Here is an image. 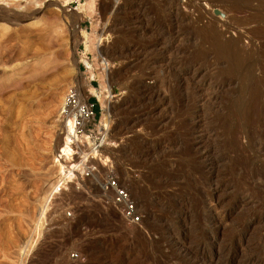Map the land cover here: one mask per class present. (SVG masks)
<instances>
[{
  "label": "rangeland",
  "instance_id": "374dc122",
  "mask_svg": "<svg viewBox=\"0 0 264 264\" xmlns=\"http://www.w3.org/2000/svg\"><path fill=\"white\" fill-rule=\"evenodd\" d=\"M61 5L0 0V264H264V36L241 22L264 0ZM207 33L243 35L242 64ZM70 86L99 106L71 159L56 145Z\"/></svg>",
  "mask_w": 264,
  "mask_h": 264
},
{
  "label": "bare ground",
  "instance_id": "6f19581e",
  "mask_svg": "<svg viewBox=\"0 0 264 264\" xmlns=\"http://www.w3.org/2000/svg\"><path fill=\"white\" fill-rule=\"evenodd\" d=\"M69 1L70 0H61L62 5L60 7L67 6L69 4ZM235 6H237V5H234L233 7H235ZM238 7L235 8V9H238ZM231 9H232V7L230 8V10ZM233 11L234 10H232V12ZM236 12H238V10ZM263 12H264V10H263ZM256 13L254 12V14L248 15L246 18H244V17L241 18L242 19L241 22H243L242 24H247L249 26L252 23H255L254 24L255 27H253L254 29L253 28H250V29H252V31L248 29L249 32H253L258 37L259 36H262L263 37L264 36V13H259V12H258V14H256ZM232 19H234V18H232ZM239 20H240V17H239ZM211 28H212V26H211ZM214 29L212 28V30L209 31V32H211V34H212L213 33L212 31ZM207 34H209V36H210L209 38H211L212 35H210V33H207ZM217 35L218 34H216V36ZM213 36H212V38H213ZM242 36L243 35H240L237 39L231 40V41L230 40L229 41H224V40H222V38H219V37H216L215 39L213 38L214 41H215L214 44L216 43L215 46L218 47V51H219V49L221 50L220 53L222 52L223 54H230V56H232V60L231 61H232V65L235 66V68H237V65L240 66V64H242V61L244 60V53L243 52H244L245 49L243 50V47H242V49H241V47H239V44H240V42L242 40ZM128 51L129 50L126 49L125 51H121V52H118V53H116V52L113 53L112 52L113 54H111L110 57H112L114 59H117L119 61L122 60V59H123V61H125L127 59L128 54H129ZM130 64L131 63H127L126 65L124 64V66L122 67L121 71H123L125 68H127ZM121 71L117 72L115 75H117ZM109 92L110 91H108L107 93L106 92L105 93H102V95L99 96V100L101 102V106H102V110H103V117H102L103 119H102V122H101V131H102V134H104L105 133L104 131H107L108 128L110 127L109 117H110L111 102H110V96L108 95ZM66 104L67 103H66V96H65L63 98L62 102L60 103V107H59V119H60L59 121H60L61 126H62V129L64 131L65 140H62V137H58V139H56V143L58 142L56 145L58 147L57 146L56 147L59 149V153H60V156L59 157H63V156H66L67 155L69 157V159H71L70 156H71V153L73 152L72 145L75 144V143H77V139H79L78 138L79 137L78 135L80 133H79L78 127H76V125H75L74 115L73 114H67L66 115L64 113V108L66 107ZM10 152L12 154V152H14V151H10ZM93 152H95V150L91 149V153H93ZM14 154H16V153H14ZM14 154L12 155V158L13 159H15L17 157ZM93 155H94V153H93ZM9 161H11L10 158H9ZM12 163L15 164L13 160H12ZM61 167H63V166L61 165ZM58 170H59V168H58ZM60 171H62V174L64 175V179H71V175L66 173L65 168L60 169ZM68 175H70V176H68Z\"/></svg>",
  "mask_w": 264,
  "mask_h": 264
},
{
  "label": "built area",
  "instance_id": "2783aa9c",
  "mask_svg": "<svg viewBox=\"0 0 264 264\" xmlns=\"http://www.w3.org/2000/svg\"><path fill=\"white\" fill-rule=\"evenodd\" d=\"M66 103L64 113L66 115L73 114L75 125L78 127L79 133L87 134L92 122L97 120L99 114L97 103L90 100L81 101L78 90L73 86L68 87L66 90ZM99 147L100 146H98V149ZM106 183V189L112 192L111 197L113 204L121 209L124 217L132 223L141 221L142 213L128 188L121 185L118 179L114 178L108 179Z\"/></svg>",
  "mask_w": 264,
  "mask_h": 264
},
{
  "label": "trees",
  "instance_id": "16d2710c",
  "mask_svg": "<svg viewBox=\"0 0 264 264\" xmlns=\"http://www.w3.org/2000/svg\"><path fill=\"white\" fill-rule=\"evenodd\" d=\"M97 110H98V112H99V106L97 105Z\"/></svg>",
  "mask_w": 264,
  "mask_h": 264
}]
</instances>
